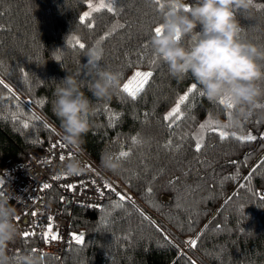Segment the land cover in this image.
Returning a JSON list of instances; mask_svg holds the SVG:
<instances>
[{"label": "trees", "instance_id": "trees-1", "mask_svg": "<svg viewBox=\"0 0 264 264\" xmlns=\"http://www.w3.org/2000/svg\"><path fill=\"white\" fill-rule=\"evenodd\" d=\"M90 1L0 0V172L54 138L53 93L69 75L91 101L81 149L129 199L109 195L92 209L63 203L49 189L48 203L82 231L83 243L56 257L34 250L45 239L20 235L7 247L11 264L29 253L42 264H264V96L241 126L221 128L231 110L198 87L189 92L190 75L173 77L151 50L161 22L156 0H103L99 11L87 9ZM237 18L240 38L264 47V0ZM94 46L103 50L100 65L121 76L106 101L88 90L95 73L84 68V53ZM135 70L152 76L132 99L122 88ZM185 95L179 118L165 120ZM122 152L128 155L117 159ZM103 154L120 163L117 172L103 168ZM190 238L195 246H187Z\"/></svg>", "mask_w": 264, "mask_h": 264}, {"label": "clouds", "instance_id": "clouds-1", "mask_svg": "<svg viewBox=\"0 0 264 264\" xmlns=\"http://www.w3.org/2000/svg\"><path fill=\"white\" fill-rule=\"evenodd\" d=\"M156 5L161 22L156 26L159 34L154 29L149 40L154 55L173 77L190 75L209 102L223 100L226 110L232 105L227 120L218 121L221 128L241 126L264 96L259 87L264 80V47L240 38L243 29L237 18L238 13L250 12L253 0H156ZM102 56L98 46L84 53V68L95 73L88 90L97 101L109 100L121 86L120 73L100 65ZM53 96L52 112L60 122L59 140L74 153L59 174L81 176L86 169L75 153L89 131L91 101L79 80L69 75L56 83ZM101 164L114 173L120 168L110 154L102 155ZM12 198L9 190H0V264H11L7 247L20 236ZM16 264L42 261L29 253L21 255Z\"/></svg>", "mask_w": 264, "mask_h": 264}, {"label": "built area", "instance_id": "built-area-1", "mask_svg": "<svg viewBox=\"0 0 264 264\" xmlns=\"http://www.w3.org/2000/svg\"><path fill=\"white\" fill-rule=\"evenodd\" d=\"M54 132V138L41 150L31 152L24 160L9 163L2 168L0 190H9L13 194L10 203L16 208L15 223L20 235L25 236L27 233V236L43 239L47 235V241L34 250L61 257L71 245L79 244L74 237L83 238V233L71 228L69 217L58 206L48 203L49 189L58 191L63 203L92 209L101 208L109 195H123L126 199H129V195L123 185L110 179L82 149L75 153V157L81 160L85 173L72 177L60 175L59 170L73 158L74 153L60 142L58 130ZM45 184L50 187L44 189ZM70 184L74 185L72 190L67 187ZM53 236L57 238L51 239ZM192 241L193 238H190L186 242L188 247L192 246Z\"/></svg>", "mask_w": 264, "mask_h": 264}, {"label": "snow or ice", "instance_id": "snow-or-ice-1", "mask_svg": "<svg viewBox=\"0 0 264 264\" xmlns=\"http://www.w3.org/2000/svg\"><path fill=\"white\" fill-rule=\"evenodd\" d=\"M109 2L111 3V0H109ZM89 7L92 8L93 11H99L98 8H94L92 5H89ZM100 7H104V5L102 4ZM108 10L109 11H112V8L109 7ZM88 15H89V13H85V16L81 18V22L82 23H83L84 19H86L88 17ZM155 32H156V34H159L160 29L159 28H155ZM73 41H76V38L75 37H73ZM76 42L78 43V47L80 49H84L85 48V45L83 43H79L78 41H76ZM57 59H59V57H57ZM136 76L139 79H138V81H136V87L134 89L130 86L133 83L132 81H130L128 84H125L123 86V88H122V91L123 92H127L132 97V99H136L137 93L140 92L141 90H143L144 85L148 82L149 78L152 76V73L151 72H147V73H139L138 72V73H136ZM196 87H197L196 84H193L188 89V91L189 92H192L193 90L196 89ZM9 91H11V89H9ZM200 95L203 96V93H200ZM186 99H187V95L180 97V100H179L178 104L176 105V107L173 108L172 111L167 116L164 117V119L165 120H169L170 118H172L174 116L176 118H179V116L177 114L180 112V104H183ZM218 103L220 105H224V101L223 100L218 101ZM227 107L230 110L232 108V105L231 104H228ZM25 127H27V125H25ZM45 127H47V125H45ZM206 127L209 128V129H211L213 127V122L212 121H209L207 123V125H201V134L198 137H196V139H197L196 151L197 152H199L201 150L202 146H203V135H202V133H203V130ZM219 135H220V138L221 139H225L226 136H227V133L220 132ZM237 138L238 139H243L241 137H237ZM246 139L249 140V141H252V140L255 139V137L249 134L246 137ZM261 139H264V137H261ZM127 155H128V153L122 152L120 154V157H118L117 159L126 157ZM63 158L64 157H61V159H63ZM54 178H60V177H54ZM49 187H50V185H48V184H45L44 185V189H48ZM67 187L69 188V190H72L74 188V185H71L70 184ZM101 195H103V193H101ZM119 199H120V201H123L125 199V197L123 195H121L119 197ZM241 212H243L242 209H241ZM32 215H36V213H32ZM49 231H51V229H49ZM25 236H27V233H25ZM56 238L57 237H55V236L51 237V239H53V240L56 239ZM47 239H48V236L46 235L45 236V240L47 241ZM74 239L76 240L77 243H83V238L80 237V236H76V237H74ZM191 243H192L193 246H195L196 241L193 240Z\"/></svg>", "mask_w": 264, "mask_h": 264}, {"label": "rangeland", "instance_id": "rangeland-1", "mask_svg": "<svg viewBox=\"0 0 264 264\" xmlns=\"http://www.w3.org/2000/svg\"><path fill=\"white\" fill-rule=\"evenodd\" d=\"M103 3V0H92L89 2L88 4V8L87 9H90L89 5H92L93 7H97L99 5H101ZM146 73L144 71H141V70H135L133 71V73L130 75V77L127 79V81L125 82V84H128L130 81H132L133 83L130 85L133 89L136 87V81H138V77L136 76V73ZM124 84V85H125ZM249 134L245 135L244 137H247ZM251 135V134H250ZM9 245H12L9 244Z\"/></svg>", "mask_w": 264, "mask_h": 264}]
</instances>
